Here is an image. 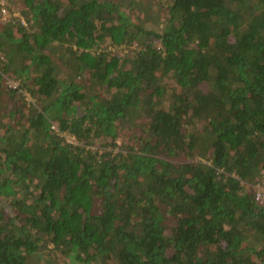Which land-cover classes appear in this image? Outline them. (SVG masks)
<instances>
[{"label":"trees","instance_id":"obj_1","mask_svg":"<svg viewBox=\"0 0 264 264\" xmlns=\"http://www.w3.org/2000/svg\"><path fill=\"white\" fill-rule=\"evenodd\" d=\"M263 199L264 0H0V264H264Z\"/></svg>","mask_w":264,"mask_h":264},{"label":"rangeland","instance_id":"obj_2","mask_svg":"<svg viewBox=\"0 0 264 264\" xmlns=\"http://www.w3.org/2000/svg\"><path fill=\"white\" fill-rule=\"evenodd\" d=\"M171 85L175 86V84L171 81L170 83ZM29 100H32L30 97H29ZM137 124H139V122H137ZM68 138H71V137H68ZM256 186V185H255ZM262 204H264V199L262 200Z\"/></svg>","mask_w":264,"mask_h":264}]
</instances>
